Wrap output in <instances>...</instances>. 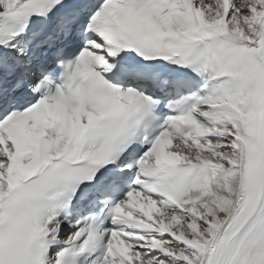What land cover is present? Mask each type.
<instances>
[{"label": "snow or ice", "instance_id": "obj_1", "mask_svg": "<svg viewBox=\"0 0 264 264\" xmlns=\"http://www.w3.org/2000/svg\"><path fill=\"white\" fill-rule=\"evenodd\" d=\"M0 264H264V0H0Z\"/></svg>", "mask_w": 264, "mask_h": 264}]
</instances>
